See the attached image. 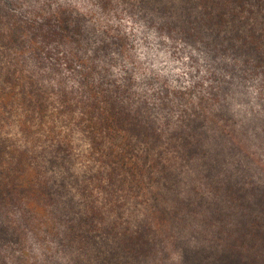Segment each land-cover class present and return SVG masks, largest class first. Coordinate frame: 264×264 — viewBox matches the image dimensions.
<instances>
[{
  "label": "trees",
  "instance_id": "obj_1",
  "mask_svg": "<svg viewBox=\"0 0 264 264\" xmlns=\"http://www.w3.org/2000/svg\"><path fill=\"white\" fill-rule=\"evenodd\" d=\"M124 18L152 46L146 58H184L187 86L135 70L141 57L113 24ZM10 103L24 135H47L32 156L65 171L3 163L0 195L19 217L0 218V261L63 263L107 245L99 264L145 262L177 219L196 209L207 222L221 187L242 189V148L264 144V0H0V120Z\"/></svg>",
  "mask_w": 264,
  "mask_h": 264
},
{
  "label": "rangeland",
  "instance_id": "obj_2",
  "mask_svg": "<svg viewBox=\"0 0 264 264\" xmlns=\"http://www.w3.org/2000/svg\"><path fill=\"white\" fill-rule=\"evenodd\" d=\"M101 20L103 21V19ZM113 24L118 25L121 31L125 33L127 39L125 44L127 46L134 45L136 52L141 57V66L139 69H135L136 71L149 72L153 70L155 73L162 74L170 70V74L168 75H171L169 77L170 81H167L166 84L172 83L173 85L180 86V88L187 86L191 82L192 73L189 71H193V69L185 64L184 58L178 54H173L175 51L169 50L165 54L167 57L161 56L155 58L152 53V56L149 55L146 58L144 51L151 49L152 46L147 45L142 39L134 38V29L130 19L124 18L114 21ZM123 61L127 62V57ZM127 64L130 66V69H134L130 63ZM159 84L155 83L154 86H158ZM7 107L11 109L12 114L9 111H2L3 115L0 120V168L7 166L3 163L11 159L13 162L18 161L19 164H22L24 172L29 173V176L34 173L38 177H43L54 173L55 177L60 178L61 181L65 170L60 163H52L49 165L50 169H48L32 156L38 147L42 145V139L47 135L43 136L41 132H38L37 134L41 139H38L33 134L24 135L17 126V120L21 121V118L16 117V111L12 109L11 103ZM46 124L48 125V123ZM62 129H65V126H62L60 121H57L56 134L59 131L62 133ZM250 145V147L244 146L242 148V154H244V158L247 160H243V164L238 170L240 177L243 176L241 179L243 188H240V181L233 175V179H237L235 181L236 188H233V185L230 188L221 187L218 194H214L213 197L219 201L221 198L220 207L207 209V213L209 214L207 222L202 223L203 221L200 222L199 219L197 220L195 216H192L191 213L193 215L194 213H200L196 209H192L190 213H187V219L184 217V219L178 222L176 218L177 224H173L174 226H172V239L170 237L168 239L162 238L161 243H158L157 250L155 251L156 254L149 253L146 255L144 258L145 262L135 261V263H129L127 258L122 259V257H117L116 259L108 260V263L264 264V144ZM20 156L22 158L18 160ZM81 159L78 156V163ZM42 166L47 170H43ZM224 171L225 174L230 173L225 168ZM34 174L31 176H34ZM220 174L223 175L224 173ZM53 179L55 178L53 177ZM206 187L203 193H209L208 195L212 196L215 190L211 189L210 186ZM69 188L71 194L78 196L74 186L70 184ZM235 190H237V193ZM23 194L24 192L20 191L18 193L12 192L14 197ZM3 197L0 195V218L4 222L3 224L12 228L16 221L15 218L19 217V215L12 213L8 209L7 205L4 204ZM205 207L209 206H203V208ZM257 232L260 235H257ZM0 242L6 250L9 244H11L8 240H3L2 238H0ZM20 242L24 243L23 240H20ZM29 243H27L28 246L35 250V252L28 253L29 256L32 257L36 253L39 258H44L42 249L38 248L37 245L30 246ZM20 247L23 250L25 249L23 245H20ZM29 247H26V251L28 252ZM108 250L107 245H101L95 249L96 252H89L87 249L82 251L73 250L66 257L62 258L63 263L60 257L57 256L55 259H52L50 264H99V261L103 259V255H106ZM35 258L32 257V259ZM0 264L12 263L5 260V263L0 261Z\"/></svg>",
  "mask_w": 264,
  "mask_h": 264
}]
</instances>
